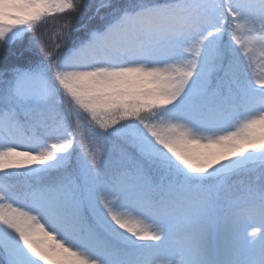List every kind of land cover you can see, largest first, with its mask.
I'll use <instances>...</instances> for the list:
<instances>
[{"label":"snow or ice","instance_id":"1","mask_svg":"<svg viewBox=\"0 0 264 264\" xmlns=\"http://www.w3.org/2000/svg\"><path fill=\"white\" fill-rule=\"evenodd\" d=\"M258 67L264 0H0V264H264Z\"/></svg>","mask_w":264,"mask_h":264},{"label":"rangeland","instance_id":"2","mask_svg":"<svg viewBox=\"0 0 264 264\" xmlns=\"http://www.w3.org/2000/svg\"><path fill=\"white\" fill-rule=\"evenodd\" d=\"M63 22L61 21V19H49L47 23L43 24L46 25V28L41 30L39 29L38 35H42L46 41L53 39L55 35L58 33ZM259 71H264V70H261L258 67V72Z\"/></svg>","mask_w":264,"mask_h":264},{"label":"trees","instance_id":"3","mask_svg":"<svg viewBox=\"0 0 264 264\" xmlns=\"http://www.w3.org/2000/svg\"><path fill=\"white\" fill-rule=\"evenodd\" d=\"M63 20V19H62Z\"/></svg>","mask_w":264,"mask_h":264}]
</instances>
